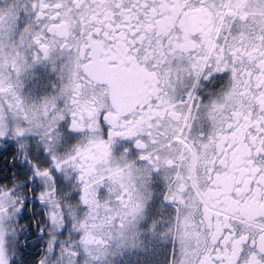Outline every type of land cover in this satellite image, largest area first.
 <instances>
[{"label": "snow or ice", "instance_id": "snow-or-ice-1", "mask_svg": "<svg viewBox=\"0 0 264 264\" xmlns=\"http://www.w3.org/2000/svg\"><path fill=\"white\" fill-rule=\"evenodd\" d=\"M0 264H264V0H0Z\"/></svg>", "mask_w": 264, "mask_h": 264}]
</instances>
